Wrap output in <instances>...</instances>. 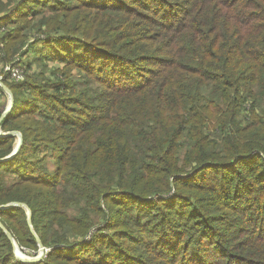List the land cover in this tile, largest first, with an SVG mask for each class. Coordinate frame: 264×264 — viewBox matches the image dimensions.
<instances>
[{"label":"trees","instance_id":"trees-1","mask_svg":"<svg viewBox=\"0 0 264 264\" xmlns=\"http://www.w3.org/2000/svg\"><path fill=\"white\" fill-rule=\"evenodd\" d=\"M0 58V264H264V0H0Z\"/></svg>","mask_w":264,"mask_h":264},{"label":"water","instance_id":"water-1","mask_svg":"<svg viewBox=\"0 0 264 264\" xmlns=\"http://www.w3.org/2000/svg\"><path fill=\"white\" fill-rule=\"evenodd\" d=\"M0 86L8 94L9 100H10L9 106L3 111V114H2V116L0 118V123H1L3 118L8 114V112L11 110V108L13 106V95H12L11 91L8 89V87L5 86L2 82L0 83ZM0 135H15L18 138L14 151L9 156H7V157H5V158H3L1 160L10 159L11 157H13L19 151V149H20V147L22 145V135L19 132L0 133ZM10 205H15V204L6 205V206H3V208L8 207ZM18 205L21 206V207H25V209L27 210L28 224H29L30 228L32 229V231L34 232V229L32 227L31 212H30L29 207L24 205V204H18ZM5 232H7L6 229H5ZM7 234H8V236H9V238H10V240H11L13 246H14V250H15V253H16L17 257L20 260H23V261L29 262V263H36V262H40L46 256L48 248H46L43 245V243L41 242V240L38 237V235L35 234V236L37 238V241H38V246H39V250H38L37 256L29 257V256L24 255V253L20 250V248L17 245V243L15 242L14 238L8 232H7Z\"/></svg>","mask_w":264,"mask_h":264},{"label":"rangeland","instance_id":"rangeland-1","mask_svg":"<svg viewBox=\"0 0 264 264\" xmlns=\"http://www.w3.org/2000/svg\"><path fill=\"white\" fill-rule=\"evenodd\" d=\"M31 57V52H28L24 57H23V59H22V62H24L25 64H27V61L29 60V58ZM2 62H1V58H0V72L1 73H4V71H6V72H8L7 71V67H9V66H6L5 68H4V71L2 70ZM53 65H55L54 63H51V66H53ZM17 67V66H16ZM0 73V74H1ZM10 73V72H9ZM11 75V74H10ZM2 83H3V81H1ZM4 84V83H3ZM2 88V87H1ZM3 89V88H2ZM4 91V90H3ZM5 92V91H4ZM5 94H6V96L4 97V96H0V108H2L1 110L2 111H4L6 108H7V106H8V104H9V102H10V100H9V96H8V94L5 92ZM0 133H3L2 132V130H1V127H0ZM11 133V132H10ZM49 166H51L52 167V160L50 159L49 161ZM21 250V249H20ZM22 251V250H21ZM23 252V251H22ZM38 252V251H37ZM24 253V255H26V256H29V257H35V256H37V253L35 254V255H29V254H27V253H25V252H23Z\"/></svg>","mask_w":264,"mask_h":264},{"label":"built area","instance_id":"built-area-1","mask_svg":"<svg viewBox=\"0 0 264 264\" xmlns=\"http://www.w3.org/2000/svg\"><path fill=\"white\" fill-rule=\"evenodd\" d=\"M8 72H10V78L16 80V81H21L24 79V71L21 67H12V66H9L6 68ZM2 81V76H0V83ZM1 88V86H0ZM0 96H1V92H0ZM10 104V102H9ZM8 104V106H9ZM7 106V107H8ZM49 251V249L47 250V252ZM38 253V252H37Z\"/></svg>","mask_w":264,"mask_h":264}]
</instances>
